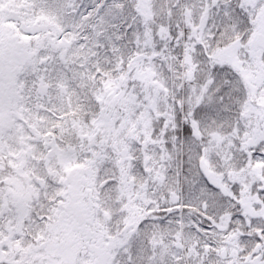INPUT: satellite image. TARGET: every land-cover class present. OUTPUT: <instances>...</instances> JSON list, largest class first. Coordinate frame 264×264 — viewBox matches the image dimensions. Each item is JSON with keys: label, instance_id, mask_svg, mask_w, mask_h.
Segmentation results:
<instances>
[{"label": "snow or ice", "instance_id": "6c2138e0", "mask_svg": "<svg viewBox=\"0 0 264 264\" xmlns=\"http://www.w3.org/2000/svg\"><path fill=\"white\" fill-rule=\"evenodd\" d=\"M0 264H264V0H0Z\"/></svg>", "mask_w": 264, "mask_h": 264}]
</instances>
